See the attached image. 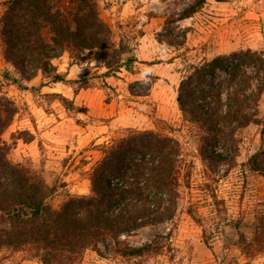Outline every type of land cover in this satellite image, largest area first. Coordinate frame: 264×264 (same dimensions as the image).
<instances>
[{
  "label": "trees",
  "instance_id": "obj_1",
  "mask_svg": "<svg viewBox=\"0 0 264 264\" xmlns=\"http://www.w3.org/2000/svg\"><path fill=\"white\" fill-rule=\"evenodd\" d=\"M206 2L195 0L169 14L158 42L164 47H184L187 32L177 23L199 12ZM0 5L2 59L20 75L4 68L2 77L19 89L28 88L20 79L29 81L38 72L52 82H70L52 63L64 53L69 65L93 61L96 69H104V76L133 72L134 46L129 37L114 38L98 0H0ZM216 69L227 72L223 85L209 80ZM154 80L147 74L130 81L129 94L147 96ZM262 93L264 57L260 52L246 49L185 62L176 102L182 119L193 128L198 154L211 180H216L220 166L227 171L236 165V134L250 123L260 125L261 142L244 165L264 177V117H259L258 108ZM17 112L15 101L0 92V249L24 251L42 264H76L86 250L101 254V246L121 257L160 253L163 246L157 239L137 246L125 237L175 215L179 187L191 172L177 138L154 129L128 127L115 132L99 145L101 155L89 167V192L67 193L54 206L49 200L57 192L56 185L48 184L41 171L8 157L12 145L1 135ZM22 138L32 140V136ZM210 197L217 202L215 193ZM187 212L202 227L203 242L211 249V235L201 218L195 210ZM224 222L237 230L242 252L254 256L264 250L263 210L254 213L248 240L238 220Z\"/></svg>",
  "mask_w": 264,
  "mask_h": 264
},
{
  "label": "rangeland",
  "instance_id": "obj_2",
  "mask_svg": "<svg viewBox=\"0 0 264 264\" xmlns=\"http://www.w3.org/2000/svg\"><path fill=\"white\" fill-rule=\"evenodd\" d=\"M194 1L98 0L101 16L111 24L114 38L129 37L134 46L137 61L132 73L121 70L115 76H104V69H96L93 61L89 65L71 66L67 53L57 59L55 67H61L57 72L64 74L70 80L68 83L53 84L49 77L38 72L30 85L20 79L28 88L19 89L2 77L4 68L20 77L10 64L0 72V92L18 106V112L1 135L12 145L8 157L41 171L48 184L56 185L57 192L49 200L54 206L67 193L89 192L88 170L101 155L99 145L124 128L154 129L173 135L191 163L190 175L179 187L181 198L173 218L147 225L125 237L129 244L137 246L157 239L163 246L160 253L121 257L101 246V254L86 250L76 264H264V250L254 256L242 252L237 230L224 222L238 220L239 230L248 240L254 213L264 211V177L244 165L260 145V125L250 123L237 132L236 165L227 171L220 166L213 181L198 154L193 128L182 119L176 102L186 61L199 62L246 49L264 57V0H207L199 12L177 23L187 32L185 46L181 49L162 46L157 37L163 34L165 18ZM2 11L0 5V15ZM147 74L155 77L149 94L131 96L128 83ZM226 78L227 72L222 69L209 76L217 86L223 85ZM42 82L46 85L41 86ZM258 108L259 117L263 118L264 93ZM37 111L52 114V119L67 118L55 131L61 142L40 135L39 127L48 122L38 125ZM84 130L96 133L97 139L78 147L76 139ZM30 136L31 141L22 138ZM212 192L217 202L210 197ZM188 208L195 210L211 235V249L203 242L202 227L188 214ZM24 258H30L24 251L0 249V264H22Z\"/></svg>",
  "mask_w": 264,
  "mask_h": 264
},
{
  "label": "crops",
  "instance_id": "obj_3",
  "mask_svg": "<svg viewBox=\"0 0 264 264\" xmlns=\"http://www.w3.org/2000/svg\"><path fill=\"white\" fill-rule=\"evenodd\" d=\"M61 57V56H60ZM57 59H59V57L58 58H54V59H52V63L54 64V65H56V61H57ZM7 65V63L5 62V61H3L2 60V58H1V56H0V72H1V70L5 67ZM8 66V65H7ZM72 66V65H71ZM71 66H69L70 68H71ZM58 71H60V69H61V67H58V68H56ZM33 80V78L31 79V80H29V81H24V82H26V83H24V84H28V85H30L31 84V82H33L32 81ZM53 84H58L59 82H52ZM43 86H45V85H43ZM35 114H37V122H38V125H44V123L45 122H48L46 125H45V127H39V129H42V132H40V135L41 136H46L47 138H49V139H51V140H53V141H55V142H61V137H58V135L56 134V129L58 128V127H60L61 125H63L64 124V121H65V119H67V118H65L64 116L62 117V118H58V117H56L55 116V118L54 119H52L51 117H50V115L52 116V114H41V112L40 111H37ZM50 120H52L51 122H50ZM37 125V126H38ZM33 127V126H32ZM38 128V127H37ZM33 130H35V128H32ZM96 136H97V134L96 133H94V134H91L88 130H84V132H82V133H79V135H78V138L76 139V146H78V147H83L89 140H92V139H95L96 138ZM97 139V138H96ZM99 158V157H98ZM97 158V159H98ZM97 159H95V160H97ZM94 160V161H95ZM93 161V162H94ZM92 162V163H93ZM22 264H42V263H40L38 260H36V259H34V258H24L23 260H22Z\"/></svg>",
  "mask_w": 264,
  "mask_h": 264
}]
</instances>
